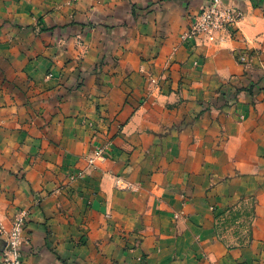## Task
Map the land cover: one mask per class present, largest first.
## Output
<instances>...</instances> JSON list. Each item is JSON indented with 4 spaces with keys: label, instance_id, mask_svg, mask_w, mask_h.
I'll list each match as a JSON object with an SVG mask.
<instances>
[{
    "label": "crops",
    "instance_id": "0c3cea01",
    "mask_svg": "<svg viewBox=\"0 0 264 264\" xmlns=\"http://www.w3.org/2000/svg\"><path fill=\"white\" fill-rule=\"evenodd\" d=\"M208 2L0 0V223L29 211L23 264H264V0H225L244 17L217 51L181 40Z\"/></svg>",
    "mask_w": 264,
    "mask_h": 264
},
{
    "label": "built area",
    "instance_id": "2783aa9c",
    "mask_svg": "<svg viewBox=\"0 0 264 264\" xmlns=\"http://www.w3.org/2000/svg\"><path fill=\"white\" fill-rule=\"evenodd\" d=\"M244 17L243 11L225 0H209L196 14L189 27L181 34V39L193 41L206 36L209 41L224 43L233 39L237 33V23ZM112 142L107 141L95 146L93 153L88 156V164L97 167L107 158V152ZM115 185L122 190L133 189L134 186L126 179L115 176ZM29 218V211L19 210L9 227L0 225V232L5 235L6 246L2 252L0 264H23L21 246L24 241V228Z\"/></svg>",
    "mask_w": 264,
    "mask_h": 264
},
{
    "label": "rangeland",
    "instance_id": "374dc122",
    "mask_svg": "<svg viewBox=\"0 0 264 264\" xmlns=\"http://www.w3.org/2000/svg\"><path fill=\"white\" fill-rule=\"evenodd\" d=\"M183 42H186L185 40L181 39ZM230 40L224 42V43H219L217 41H209L206 36H203L201 38L198 39H194L193 41L190 42H194L193 46L196 47H201L204 49H209L212 48L213 50H218L221 47H223L224 45H226ZM236 51V50H235ZM237 53H235V58L237 59V61L241 64L244 65H248L249 62L251 61L250 59L252 58L253 52L250 49H244L243 51H236ZM207 55L205 52L199 53V57L194 59L193 61V66L194 67H199L201 66L200 60H202L203 58H205ZM168 70H170L168 68ZM151 83L154 84V86L159 85L160 83V79L158 78H151L150 79ZM90 156V155H89ZM96 167H92L88 164V156L86 158V162L85 165L82 167H79L78 170L73 171L71 173H69V175L66 178V186H69L72 188V184L74 182H76L79 179L84 178L85 174L87 173L88 170L93 169ZM61 186H65L64 184H62ZM251 202V201H250ZM250 212L247 213V217L245 216V212L243 211H234L231 210L230 213L226 216V222L229 223V227H234V224L238 225V228H244V231L246 230V228H248V216H249ZM237 221V222H236ZM0 225H3L2 223H0ZM6 226V225H5ZM247 226V227H246ZM9 227V226H6ZM233 230V229H232ZM0 235L4 236L5 239V243H4V247L6 246V238L5 235L2 234L0 232ZM4 250V249H3ZM2 250V251H3Z\"/></svg>",
    "mask_w": 264,
    "mask_h": 264
}]
</instances>
